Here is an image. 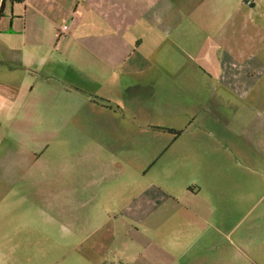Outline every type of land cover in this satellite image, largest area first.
Masks as SVG:
<instances>
[{
  "label": "crops",
  "instance_id": "obj_1",
  "mask_svg": "<svg viewBox=\"0 0 264 264\" xmlns=\"http://www.w3.org/2000/svg\"><path fill=\"white\" fill-rule=\"evenodd\" d=\"M204 1L0 0V201L61 207L72 264H264V183L219 180L263 179L264 58L218 55L241 6L213 33Z\"/></svg>",
  "mask_w": 264,
  "mask_h": 264
},
{
  "label": "rangeland",
  "instance_id": "obj_2",
  "mask_svg": "<svg viewBox=\"0 0 264 264\" xmlns=\"http://www.w3.org/2000/svg\"><path fill=\"white\" fill-rule=\"evenodd\" d=\"M204 2L205 6L218 5L226 8L214 16L213 33L219 28L216 22L219 21L221 25L227 21L231 15L230 8L241 6V12L235 15V18L236 25L240 26L242 22L243 27L237 26L236 30H219V44L215 49L219 52L218 55L228 48L234 50L233 54L236 57L250 53L253 57L264 58V0H253L250 5L246 3V0H205ZM254 2L255 5H253ZM208 16L211 14L204 15L205 18ZM244 21L249 23L244 26ZM209 26L212 28L211 25ZM206 32L207 30H205L204 39L208 38ZM262 102H264V93H262ZM81 146L82 143H77V149L80 150ZM45 164L50 165V163ZM76 165L83 166L84 160L77 162ZM262 169H264V164H262ZM262 177L263 179L259 180L255 174L251 176V174L243 173L242 170L219 174L221 183L230 181L243 183L251 179L253 182L262 181L264 183V171ZM224 192L233 193L236 199L242 197L244 193L241 188L229 190L225 187L221 189V198L226 196ZM251 193L253 199L251 213L242 225H247L246 227L251 230L261 231L264 230V188H255ZM25 194H27L26 191H16L7 195L6 202H3L4 199L0 201V264H72L71 248H88L91 244L90 240L83 237L74 238L70 234L67 221L59 217L61 207L53 205L50 198L45 197L37 205H33L31 198H27L22 205L13 203L15 199ZM16 225H20L22 230L16 231L14 229ZM2 230L7 232L6 236L2 235Z\"/></svg>",
  "mask_w": 264,
  "mask_h": 264
},
{
  "label": "built area",
  "instance_id": "obj_3",
  "mask_svg": "<svg viewBox=\"0 0 264 264\" xmlns=\"http://www.w3.org/2000/svg\"><path fill=\"white\" fill-rule=\"evenodd\" d=\"M253 0H246L247 4H252ZM70 29L69 24H62L60 29L58 30V38L60 39L63 35H65Z\"/></svg>",
  "mask_w": 264,
  "mask_h": 264
},
{
  "label": "trees",
  "instance_id": "obj_4",
  "mask_svg": "<svg viewBox=\"0 0 264 264\" xmlns=\"http://www.w3.org/2000/svg\"><path fill=\"white\" fill-rule=\"evenodd\" d=\"M2 14V7H1V9H0V15Z\"/></svg>",
  "mask_w": 264,
  "mask_h": 264
}]
</instances>
